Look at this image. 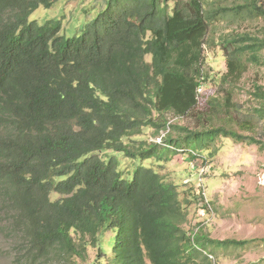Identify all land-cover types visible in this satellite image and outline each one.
Segmentation results:
<instances>
[{"label":"trees","instance_id":"obj_1","mask_svg":"<svg viewBox=\"0 0 264 264\" xmlns=\"http://www.w3.org/2000/svg\"><path fill=\"white\" fill-rule=\"evenodd\" d=\"M57 1L0 0V235L17 263L94 251L90 264H214L215 245L249 244L189 230L202 195L163 172L222 138L264 149V87L253 107L235 100L264 64V0H106L72 38L60 21H30ZM218 47L221 91L200 107L204 54Z\"/></svg>","mask_w":264,"mask_h":264},{"label":"rangeland","instance_id":"obj_2","mask_svg":"<svg viewBox=\"0 0 264 264\" xmlns=\"http://www.w3.org/2000/svg\"><path fill=\"white\" fill-rule=\"evenodd\" d=\"M105 3L106 0H58L52 8L41 6L30 21L40 24L60 21L61 34L72 38L78 35L86 21L97 16ZM262 25L248 22L243 30L259 33ZM204 56V73L208 79L199 97L200 107L221 91L219 80L227 70L224 53L219 47L206 50ZM262 56L264 61V53ZM256 85L264 87V64L250 66L237 91L236 102L245 108L253 107L256 100L251 94ZM179 122L189 123L187 120ZM257 134L264 140L260 129ZM147 137L160 141V138ZM217 149L213 156L204 152L198 159L184 152L173 154L163 173L179 185L181 192L187 189L197 197L202 195L199 199L192 198L189 230L200 227L208 240L215 242L250 241L243 247L215 245L217 248L210 255L214 264H264V149L228 138L218 140ZM17 250L11 237L0 235V264H18ZM95 254L91 251L90 261L81 264H90Z\"/></svg>","mask_w":264,"mask_h":264},{"label":"built area","instance_id":"obj_3","mask_svg":"<svg viewBox=\"0 0 264 264\" xmlns=\"http://www.w3.org/2000/svg\"><path fill=\"white\" fill-rule=\"evenodd\" d=\"M198 94H199V96L198 97H200V96H202L203 95V86H201L199 89H198ZM159 142H162L161 141V139H160V141Z\"/></svg>","mask_w":264,"mask_h":264}]
</instances>
